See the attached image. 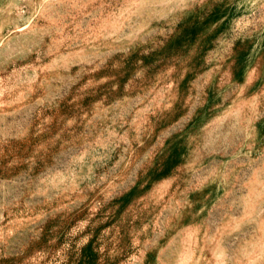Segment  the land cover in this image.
<instances>
[{
	"label": "rangeland",
	"instance_id": "rangeland-1",
	"mask_svg": "<svg viewBox=\"0 0 264 264\" xmlns=\"http://www.w3.org/2000/svg\"><path fill=\"white\" fill-rule=\"evenodd\" d=\"M0 264H264V0H0Z\"/></svg>",
	"mask_w": 264,
	"mask_h": 264
}]
</instances>
